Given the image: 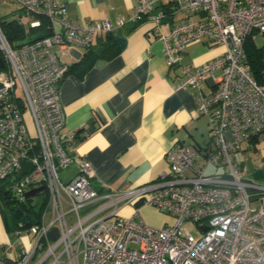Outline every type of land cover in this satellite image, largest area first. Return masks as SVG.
I'll return each instance as SVG.
<instances>
[{
    "label": "built area",
    "instance_id": "built-area-1",
    "mask_svg": "<svg viewBox=\"0 0 264 264\" xmlns=\"http://www.w3.org/2000/svg\"><path fill=\"white\" fill-rule=\"evenodd\" d=\"M12 1L26 32L45 29V20L50 34L13 47L0 28L6 65L0 72V181L8 180L5 190L17 205L40 204L46 195L38 223L17 233L28 244L7 245L10 260L28 264L43 250L35 264H264V184L243 179L234 157L264 140V68L256 79L243 47L249 36L255 44L254 36H264V0L138 1L131 20L153 23L169 67L180 65L186 47L201 40L223 52L200 66H182L176 85L195 92L197 110L208 118V143L201 149L175 144L167 172L120 192L90 186L94 172L77 154L78 134L64 131L57 86L67 71L60 56L91 47L97 34L122 27L123 20L80 25L63 0ZM166 19L171 25L163 32L159 23ZM207 81L212 87L205 91ZM22 161L29 164L24 173ZM73 164L76 174L63 181L60 171ZM125 205L134 208L128 218L119 215ZM142 205L174 222L146 224ZM184 222L201 233L192 235Z\"/></svg>",
    "mask_w": 264,
    "mask_h": 264
},
{
    "label": "crops",
    "instance_id": "crops-1",
    "mask_svg": "<svg viewBox=\"0 0 264 264\" xmlns=\"http://www.w3.org/2000/svg\"><path fill=\"white\" fill-rule=\"evenodd\" d=\"M138 1H62L68 17L80 25L88 20H108L115 25L119 18L123 26L115 30L132 28L118 55L97 61L82 77L65 73L57 86L65 113L64 131L78 134L76 151L93 169L90 186L96 191L120 192L150 184L167 172V152L175 144L201 149L209 141L204 135L206 125L209 130L208 118L198 112L195 92L176 85L182 78V66L213 61L223 47H212L206 40L194 42L186 47L181 64L169 67L162 44L153 35V23L149 19L136 24L131 20ZM170 25L171 19L159 23L163 32H168ZM103 34L94 37L93 45ZM84 51L70 50L60 61L68 68ZM211 87L207 81L204 89ZM234 157L243 179L264 184V140L237 151ZM76 172L73 164L59 175L68 181ZM144 210L149 219L157 213L151 208ZM149 224L156 226L151 221ZM20 241L28 244L26 236ZM8 244L18 249L19 240L7 230L0 207V264L10 259Z\"/></svg>",
    "mask_w": 264,
    "mask_h": 264
},
{
    "label": "trees",
    "instance_id": "trees-1",
    "mask_svg": "<svg viewBox=\"0 0 264 264\" xmlns=\"http://www.w3.org/2000/svg\"><path fill=\"white\" fill-rule=\"evenodd\" d=\"M17 12L19 15L20 10L17 9ZM141 21H136L135 24ZM46 24L45 20H41L40 29H46ZM0 28L6 40L13 47H17V44L25 41L28 36L39 31L37 28H30L26 32L24 27L19 23L18 17L10 19L6 16H0ZM131 29L126 31L113 30L100 35L97 45L92 44L91 47L85 49L82 56L75 63L68 66L65 73L70 72L78 77H82L97 61H106L115 57L125 47L127 35ZM243 47L246 53V62L253 75L259 80L260 72L264 68V43L257 45L249 36L245 40ZM5 69L6 65L0 53V72ZM8 183V180L0 181V207L7 230L11 235L17 237V233L23 232L28 227L38 223V218L46 205V195L41 199L40 204L24 203L17 205L10 200L9 194L5 190ZM42 195L44 196V193ZM2 264L16 263L5 258Z\"/></svg>",
    "mask_w": 264,
    "mask_h": 264
},
{
    "label": "rangeland",
    "instance_id": "rangeland-1",
    "mask_svg": "<svg viewBox=\"0 0 264 264\" xmlns=\"http://www.w3.org/2000/svg\"><path fill=\"white\" fill-rule=\"evenodd\" d=\"M17 9H19V5L16 4L14 1H12V0H0V16H6L7 18H10V19L17 18L19 16ZM255 39H256L257 45H262L264 43V36H262V35H256ZM216 46H220V45H213L212 47H216ZM208 134H209V130H208V127L206 125L204 135H208ZM227 135H228V133H227ZM248 165L250 166L249 162L246 163L247 167H248ZM212 170H213V167H211V166L208 167V169H207L208 172H211ZM60 176L62 177V174H60ZM144 208H151L157 212L153 215V219L152 218L149 219V217L145 216ZM139 211H140L139 212L140 217L143 219V221L146 224H149V221H151L152 223H156V226L149 224L150 226H153V227H161L163 225L172 224L174 222L172 216H170L167 213L161 212V211L155 209L154 207L141 206L139 208ZM133 212H134L133 206H127V207H124L121 209V211L119 212V215H120V217L128 218L133 214ZM71 218H72L71 215H69L68 220H70ZM8 219L10 221L9 217H8ZM135 219H138V216H135ZM182 227L194 236H198L201 233L199 231V229L192 223L184 222ZM21 235L23 237L24 233H22ZM19 240H21V237L19 238ZM15 243H16V241H15ZM44 254H45V252L43 250L38 251L35 259L31 260L28 264H35Z\"/></svg>",
    "mask_w": 264,
    "mask_h": 264
},
{
    "label": "water",
    "instance_id": "water-1",
    "mask_svg": "<svg viewBox=\"0 0 264 264\" xmlns=\"http://www.w3.org/2000/svg\"><path fill=\"white\" fill-rule=\"evenodd\" d=\"M157 11L158 10H155L153 12V15H155L157 13ZM49 34H50V30L49 29H44V30L38 31L35 34H33L31 36H28V38L25 41L17 44L16 46L19 47V46H22V45H25V44H28V43H32L34 41L43 39L44 37L48 36ZM28 165L29 164L27 162H25V161L21 162V167H22L21 173L26 172V167H28ZM50 235H51V239H54L55 236H56V230H52Z\"/></svg>",
    "mask_w": 264,
    "mask_h": 264
}]
</instances>
